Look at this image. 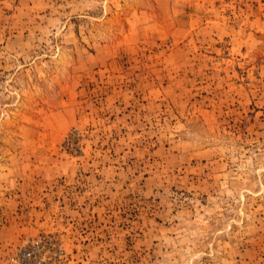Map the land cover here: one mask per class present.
<instances>
[{"label": "rangeland", "instance_id": "obj_1", "mask_svg": "<svg viewBox=\"0 0 264 264\" xmlns=\"http://www.w3.org/2000/svg\"><path fill=\"white\" fill-rule=\"evenodd\" d=\"M264 264V0H0V264Z\"/></svg>", "mask_w": 264, "mask_h": 264}, {"label": "built area", "instance_id": "obj_2", "mask_svg": "<svg viewBox=\"0 0 264 264\" xmlns=\"http://www.w3.org/2000/svg\"><path fill=\"white\" fill-rule=\"evenodd\" d=\"M47 237H37L26 242L11 255L14 264H49L46 245Z\"/></svg>", "mask_w": 264, "mask_h": 264}]
</instances>
